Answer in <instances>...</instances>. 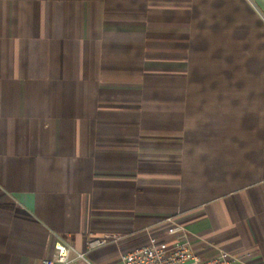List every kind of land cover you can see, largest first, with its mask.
<instances>
[{
    "label": "crops",
    "instance_id": "0c3cea01",
    "mask_svg": "<svg viewBox=\"0 0 264 264\" xmlns=\"http://www.w3.org/2000/svg\"><path fill=\"white\" fill-rule=\"evenodd\" d=\"M168 218L264 264V0H0V264Z\"/></svg>",
    "mask_w": 264,
    "mask_h": 264
},
{
    "label": "built area",
    "instance_id": "2783aa9c",
    "mask_svg": "<svg viewBox=\"0 0 264 264\" xmlns=\"http://www.w3.org/2000/svg\"><path fill=\"white\" fill-rule=\"evenodd\" d=\"M165 225L164 234L156 235L146 230L130 250L122 253V264H243L238 257L224 251L210 258L201 257L189 242L187 230L176 224L174 218L166 219ZM121 240V236L110 234L102 239H88L86 246L92 251ZM72 252L75 259L86 260L84 254L76 253L72 247L56 243L55 255L42 264H72Z\"/></svg>",
    "mask_w": 264,
    "mask_h": 264
}]
</instances>
